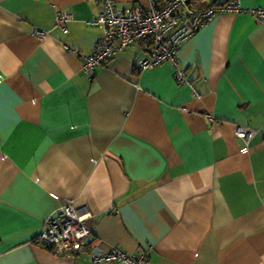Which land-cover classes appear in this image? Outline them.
Masks as SVG:
<instances>
[{
  "label": "crops",
  "instance_id": "obj_1",
  "mask_svg": "<svg viewBox=\"0 0 264 264\" xmlns=\"http://www.w3.org/2000/svg\"><path fill=\"white\" fill-rule=\"evenodd\" d=\"M237 1L177 53L195 98L171 63L139 71L143 42L83 73L103 31L95 0H0V264H93L34 243L67 200L103 252L264 264V137L235 135L264 128V25L251 13L264 0Z\"/></svg>",
  "mask_w": 264,
  "mask_h": 264
},
{
  "label": "built area",
  "instance_id": "obj_2",
  "mask_svg": "<svg viewBox=\"0 0 264 264\" xmlns=\"http://www.w3.org/2000/svg\"><path fill=\"white\" fill-rule=\"evenodd\" d=\"M95 2L102 8V13L91 23L101 25L103 31L93 53L83 57V73H91L132 44L143 42L149 57L138 61L139 71L153 69L165 62L171 63L175 81L189 85L195 98H200V93L186 73L177 66L180 47L217 13L240 10L237 0L226 4H210L203 8H196L192 0H167L163 3L149 0L145 6L132 5L125 8L117 7L113 0ZM251 13L258 24L264 25L263 7L253 9ZM67 18L64 13L58 15V26L63 33L67 32ZM35 34L43 37L47 33L36 30ZM257 134L264 137V128L235 127L236 137L245 143H249ZM84 220L76 203L67 200L54 215L42 221L34 243L57 255L74 256L86 252L87 258L93 264H147L146 255L143 253L127 254L117 247L103 252L96 246H86L85 241L91 231Z\"/></svg>",
  "mask_w": 264,
  "mask_h": 264
},
{
  "label": "trees",
  "instance_id": "obj_3",
  "mask_svg": "<svg viewBox=\"0 0 264 264\" xmlns=\"http://www.w3.org/2000/svg\"><path fill=\"white\" fill-rule=\"evenodd\" d=\"M216 3H217V2L212 3L211 5H215ZM194 6H195L196 8H203V7H205V6H203V7H199V6H201V5H200V4H197V3H196V4L194 3ZM197 6H198V7H197Z\"/></svg>",
  "mask_w": 264,
  "mask_h": 264
},
{
  "label": "water",
  "instance_id": "obj_4",
  "mask_svg": "<svg viewBox=\"0 0 264 264\" xmlns=\"http://www.w3.org/2000/svg\"><path fill=\"white\" fill-rule=\"evenodd\" d=\"M217 0H212L213 3H215Z\"/></svg>",
  "mask_w": 264,
  "mask_h": 264
}]
</instances>
